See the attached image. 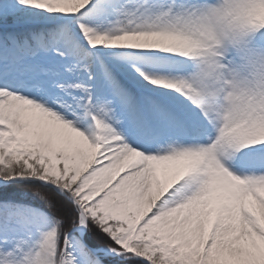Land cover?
<instances>
[{
  "label": "snow or ice",
  "instance_id": "obj_1",
  "mask_svg": "<svg viewBox=\"0 0 264 264\" xmlns=\"http://www.w3.org/2000/svg\"><path fill=\"white\" fill-rule=\"evenodd\" d=\"M0 264H264V0H0Z\"/></svg>",
  "mask_w": 264,
  "mask_h": 264
},
{
  "label": "clouds",
  "instance_id": "obj_2",
  "mask_svg": "<svg viewBox=\"0 0 264 264\" xmlns=\"http://www.w3.org/2000/svg\"><path fill=\"white\" fill-rule=\"evenodd\" d=\"M232 103H236V104H244L246 102V98L243 94V92H238L233 96V99L231 101Z\"/></svg>",
  "mask_w": 264,
  "mask_h": 264
}]
</instances>
